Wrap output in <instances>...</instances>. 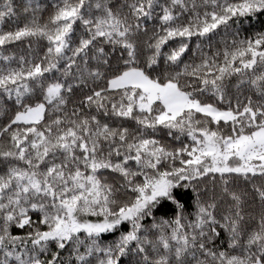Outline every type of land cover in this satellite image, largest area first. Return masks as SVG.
Returning a JSON list of instances; mask_svg holds the SVG:
<instances>
[{
  "label": "snow or ice",
  "instance_id": "obj_1",
  "mask_svg": "<svg viewBox=\"0 0 264 264\" xmlns=\"http://www.w3.org/2000/svg\"><path fill=\"white\" fill-rule=\"evenodd\" d=\"M0 264H264V0H0Z\"/></svg>",
  "mask_w": 264,
  "mask_h": 264
}]
</instances>
